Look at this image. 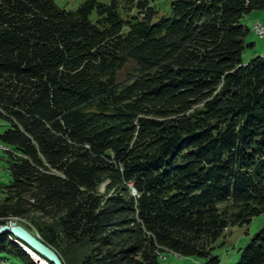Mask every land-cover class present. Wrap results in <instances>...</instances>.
I'll use <instances>...</instances> for the list:
<instances>
[{
  "label": "trees",
  "instance_id": "16d2710c",
  "mask_svg": "<svg viewBox=\"0 0 264 264\" xmlns=\"http://www.w3.org/2000/svg\"><path fill=\"white\" fill-rule=\"evenodd\" d=\"M255 8L0 0V223L25 219L63 264L68 247L72 264H214L215 238L264 212V52L241 59ZM12 237L0 257L39 264ZM227 264H264V225Z\"/></svg>",
  "mask_w": 264,
  "mask_h": 264
},
{
  "label": "rangeland",
  "instance_id": "374dc122",
  "mask_svg": "<svg viewBox=\"0 0 264 264\" xmlns=\"http://www.w3.org/2000/svg\"><path fill=\"white\" fill-rule=\"evenodd\" d=\"M53 1L57 6L66 9L75 7L79 2V0H53ZM99 1L107 2L108 0H99ZM169 2L170 0H152V3L155 5L157 13L159 14L168 12ZM240 21L249 27V31L244 37L245 41L252 43L251 45L245 46L241 53L242 61L247 62L249 58H251L252 56L262 54L264 52V35L258 36L251 29L253 24L258 22L260 23L264 22L262 10L257 8L252 9L244 13L241 16ZM6 125H7L6 120L0 117V131L3 128H5ZM4 147L5 146L2 145L0 142V198L2 196L3 183L7 182L9 177L7 170L6 152L4 150ZM10 219L15 220L17 223L21 224L27 229L31 228L28 230L38 235L35 231H33L34 230L33 227L25 219L22 218L12 217L7 219V221L5 222H1L0 224L7 223L8 220ZM262 225H264V212H260L252 216L251 219L246 223L234 224L226 227L222 231V233H220L212 242V247L210 249V252L216 255L217 257V261L214 264H227V263L235 262L238 259L241 248L250 240L252 235L255 232H257ZM0 233H7V235L10 234L9 232H0ZM10 239L21 248L18 242L22 243V241L19 238L12 237ZM61 253L64 256H66L68 264L74 263L75 260L74 257L76 253L74 248L68 247L67 249L62 250ZM39 256L44 260H46L43 256L41 255ZM33 260L36 261L34 258ZM44 260L43 262H45ZM202 260L203 257L201 256L177 255L176 253L171 251H164L158 255L156 264H199ZM38 263L44 264L42 262H38ZM0 264H19V261L16 258L0 257Z\"/></svg>",
  "mask_w": 264,
  "mask_h": 264
},
{
  "label": "water",
  "instance_id": "95a60500",
  "mask_svg": "<svg viewBox=\"0 0 264 264\" xmlns=\"http://www.w3.org/2000/svg\"><path fill=\"white\" fill-rule=\"evenodd\" d=\"M0 232H9L19 238L22 243L18 242V244L29 256L33 254L31 250H34L36 253H34L35 255L33 257L37 262L47 264L46 260H48L52 264H63L60 257L51 246L15 220L10 219L7 223L0 224ZM39 255L43 256L46 260ZM43 260L45 262H43Z\"/></svg>",
  "mask_w": 264,
  "mask_h": 264
},
{
  "label": "built area",
  "instance_id": "2783aa9c",
  "mask_svg": "<svg viewBox=\"0 0 264 264\" xmlns=\"http://www.w3.org/2000/svg\"><path fill=\"white\" fill-rule=\"evenodd\" d=\"M253 31L255 33H258V36H263L264 35V22H258L253 24Z\"/></svg>",
  "mask_w": 264,
  "mask_h": 264
},
{
  "label": "bare ground",
  "instance_id": "6f19581e",
  "mask_svg": "<svg viewBox=\"0 0 264 264\" xmlns=\"http://www.w3.org/2000/svg\"><path fill=\"white\" fill-rule=\"evenodd\" d=\"M253 30V26L251 28ZM253 32V31H252ZM258 35V33H256ZM31 253H33L30 257L34 258L33 256L35 255L34 253H36L34 250H31Z\"/></svg>",
  "mask_w": 264,
  "mask_h": 264
}]
</instances>
